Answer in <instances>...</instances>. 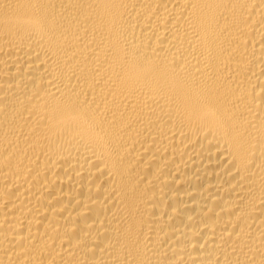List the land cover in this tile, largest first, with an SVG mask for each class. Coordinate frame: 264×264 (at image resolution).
Masks as SVG:
<instances>
[{
	"label": "bare ground",
	"instance_id": "1",
	"mask_svg": "<svg viewBox=\"0 0 264 264\" xmlns=\"http://www.w3.org/2000/svg\"><path fill=\"white\" fill-rule=\"evenodd\" d=\"M0 264H264V0H0Z\"/></svg>",
	"mask_w": 264,
	"mask_h": 264
}]
</instances>
